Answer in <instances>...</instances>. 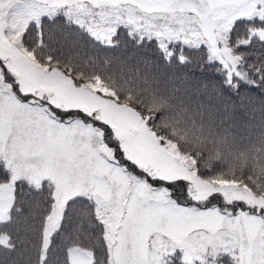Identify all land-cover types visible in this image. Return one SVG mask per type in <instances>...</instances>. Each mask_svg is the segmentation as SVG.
<instances>
[{
    "label": "snow or ice",
    "instance_id": "1",
    "mask_svg": "<svg viewBox=\"0 0 264 264\" xmlns=\"http://www.w3.org/2000/svg\"><path fill=\"white\" fill-rule=\"evenodd\" d=\"M17 241L264 264V0H0V264Z\"/></svg>",
    "mask_w": 264,
    "mask_h": 264
},
{
    "label": "trees",
    "instance_id": "2",
    "mask_svg": "<svg viewBox=\"0 0 264 264\" xmlns=\"http://www.w3.org/2000/svg\"><path fill=\"white\" fill-rule=\"evenodd\" d=\"M61 68L63 69L64 66L62 65ZM74 75H75V73H74ZM246 115H247L248 119L252 118L251 115H249V114H246ZM255 118L257 120L260 118V114H259L258 111L255 113ZM212 162L213 163L215 162L214 158L212 159ZM221 162L224 163V164L230 163V161H226V160H223V159L221 160ZM14 240H15V237H14ZM17 247H18V251H20L23 247H27L28 251L24 255H17L15 253L12 254V256L8 259V264H12L13 261H15L16 264H27V261L29 260V257L31 258L32 264H35L37 251H36V249L34 247H31L27 241H26L25 245H23V246L20 245L19 242L17 241Z\"/></svg>",
    "mask_w": 264,
    "mask_h": 264
}]
</instances>
